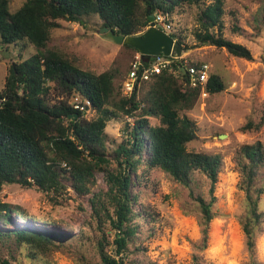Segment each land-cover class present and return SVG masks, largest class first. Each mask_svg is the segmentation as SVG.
Here are the masks:
<instances>
[{
    "label": "trees",
    "instance_id": "16d2710c",
    "mask_svg": "<svg viewBox=\"0 0 264 264\" xmlns=\"http://www.w3.org/2000/svg\"><path fill=\"white\" fill-rule=\"evenodd\" d=\"M183 4L199 9L195 37L200 45H213L233 56L251 58L248 47L220 32L224 0H25L14 10L10 9V0H0V47L24 46L25 42L34 48L27 58L11 63L0 88V191L3 185L14 183L50 194L52 201L59 203L57 197L68 184L90 207L86 225L94 233L91 238L81 229L78 240L94 242L99 264H137L140 221L150 213L138 201L140 190L136 186L150 170L164 171L189 188L204 231L217 216L212 208L216 199L213 191L221 157L188 149V144L196 139L197 127L182 112L194 107L202 90L209 95L221 92L225 82L220 75L210 72L204 89L192 88L183 73L186 65L180 55L184 47L173 31L169 32L174 39L172 52L178 58L170 56V69L136 83L130 94H123L121 83H115L116 72L81 69L60 51L49 48L47 42L52 30L59 26L58 19L83 24L85 16H97L101 27L128 36L145 30L150 14L161 11L168 17ZM216 26L218 32L214 31ZM232 30L240 29L234 25ZM129 69L130 65L125 74ZM144 85L147 91L141 96L140 87ZM51 89L58 90L55 101L50 98ZM75 96L82 102L88 101L87 111L95 110V115L87 119L85 111L74 108ZM126 116L132 122L123 123L124 136L109 144L107 123ZM263 124L262 115L249 119L241 128L259 130ZM239 152L247 207L240 223L246 245L252 250L256 232L264 222V210L259 208L264 176L261 184L257 181L260 167L264 166V145L256 140L241 146ZM197 173L209 182V198L190 186ZM97 174L102 175L103 187H98ZM12 214L35 220L0 201V248L10 242L14 245L10 249L20 253L27 250L26 258L34 260L49 247H62L72 239L69 233L34 230L30 224L12 228ZM107 226L113 231L112 239L105 232ZM0 263L8 261L0 258Z\"/></svg>",
    "mask_w": 264,
    "mask_h": 264
},
{
    "label": "rangeland",
    "instance_id": "374dc122",
    "mask_svg": "<svg viewBox=\"0 0 264 264\" xmlns=\"http://www.w3.org/2000/svg\"><path fill=\"white\" fill-rule=\"evenodd\" d=\"M24 1L10 0V9H16ZM223 8L220 32L226 38L248 47L250 59L233 56L224 48L200 45L195 37L199 11L196 6L183 4L177 12L168 16L171 30L180 37L184 47L180 55L183 60L188 63L206 62L210 72L217 73L225 82L223 91L211 95L201 93L194 107L182 112L197 127L196 139L188 144V149L221 157L222 164L213 191L216 199L212 208L217 216L208 222L204 231L197 203L189 196V188L164 171L150 170L136 186L140 190L138 201L150 213L144 221H140L138 242L141 250L135 256L137 264H264V222L256 232L252 250L246 245L240 223L241 214L247 207L239 163L241 146L256 140L264 145V124L259 130L241 128L249 119L264 116L263 0H224ZM83 19V24L58 19L59 26L50 33L47 46L60 51L81 69L95 73L105 70L116 72L115 83L122 85L125 71L136 52L100 33L99 17L85 16ZM234 25L239 27L238 32H233ZM218 30L216 26L214 31ZM23 45L0 47V88L4 85L11 63L20 62L34 52L31 44L24 42ZM146 91L147 85L141 86L139 95ZM57 92L50 90L52 101L59 97ZM85 113L88 119L96 112L85 110ZM150 121L154 123L155 119ZM125 122L130 125L132 119L126 116L107 123L105 130L109 144L120 141L124 136ZM263 176L264 166L259 170V184ZM97 179L98 187H103L102 175L97 174ZM208 184V180L197 173L190 186L196 193L209 198ZM57 198L59 203L52 201L50 194L36 189H26L14 183L3 185L0 201L21 209L26 217H35L34 222L12 214V228L30 224L34 230L69 233L72 239L62 247H49L34 260L26 258L27 250L20 253L10 249L14 245L9 242L6 247L0 248V258L7 260L8 264H99L94 242L78 240L81 229H85V235L90 237L94 233L86 225L90 213L86 199L78 196L68 184L65 192ZM260 198L259 208L264 210V189ZM45 221L51 224H43ZM105 232L112 239L113 231L108 226ZM214 239L218 244H213Z\"/></svg>",
    "mask_w": 264,
    "mask_h": 264
},
{
    "label": "built area",
    "instance_id": "2783aa9c",
    "mask_svg": "<svg viewBox=\"0 0 264 264\" xmlns=\"http://www.w3.org/2000/svg\"><path fill=\"white\" fill-rule=\"evenodd\" d=\"M154 17L153 25L155 27H158L167 33L172 31L167 14H165V12L162 13L161 11H157L154 13ZM149 25L146 28H148ZM170 56L173 58H178V56L174 54H171ZM170 56H164L160 54L151 56L153 59L145 65V61H143L141 54L137 52L134 59L129 64V71L125 74L124 80L122 81L121 89L123 94H130L132 90H134L136 83L148 80L152 75L158 74L164 69H170V65L172 63ZM150 58L148 60H150ZM184 64L186 65L185 73L187 74V79L190 86H192V88L201 86V88L204 89L210 75L209 67H207L208 64L206 62H202L200 64H191L187 61H184ZM202 94L207 95V92L202 90ZM72 104L74 108L81 111H85L88 108V101L82 102V100L77 96L74 97Z\"/></svg>",
    "mask_w": 264,
    "mask_h": 264
},
{
    "label": "water",
    "instance_id": "95a60500",
    "mask_svg": "<svg viewBox=\"0 0 264 264\" xmlns=\"http://www.w3.org/2000/svg\"><path fill=\"white\" fill-rule=\"evenodd\" d=\"M154 18V15L150 14L148 16L149 27L135 35L123 36L115 33L107 26L100 27L98 31L105 33L115 43L126 44L135 48L141 54L143 61L159 54L170 56L173 53L174 39L169 33L153 25ZM183 73H185L184 68Z\"/></svg>",
    "mask_w": 264,
    "mask_h": 264
},
{
    "label": "bare ground",
    "instance_id": "6f19581e",
    "mask_svg": "<svg viewBox=\"0 0 264 264\" xmlns=\"http://www.w3.org/2000/svg\"><path fill=\"white\" fill-rule=\"evenodd\" d=\"M217 222H215V224H216ZM213 244H218V242H216V240L214 239L213 240Z\"/></svg>",
    "mask_w": 264,
    "mask_h": 264
},
{
    "label": "clouds",
    "instance_id": "9594fccd",
    "mask_svg": "<svg viewBox=\"0 0 264 264\" xmlns=\"http://www.w3.org/2000/svg\"><path fill=\"white\" fill-rule=\"evenodd\" d=\"M154 15V14H153ZM146 29V28H145ZM173 54V53H172Z\"/></svg>",
    "mask_w": 264,
    "mask_h": 264
}]
</instances>
